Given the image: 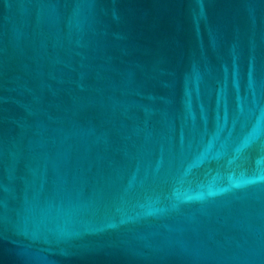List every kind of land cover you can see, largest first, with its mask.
<instances>
[{"label": "water", "instance_id": "95a60500", "mask_svg": "<svg viewBox=\"0 0 264 264\" xmlns=\"http://www.w3.org/2000/svg\"><path fill=\"white\" fill-rule=\"evenodd\" d=\"M0 264H264V0H0Z\"/></svg>", "mask_w": 264, "mask_h": 264}]
</instances>
